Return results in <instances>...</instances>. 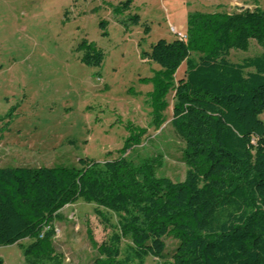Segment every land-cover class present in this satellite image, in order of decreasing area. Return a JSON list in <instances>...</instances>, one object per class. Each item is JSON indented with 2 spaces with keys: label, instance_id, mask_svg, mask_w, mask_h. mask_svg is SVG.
<instances>
[{
  "label": "trees",
  "instance_id": "trees-1",
  "mask_svg": "<svg viewBox=\"0 0 264 264\" xmlns=\"http://www.w3.org/2000/svg\"><path fill=\"white\" fill-rule=\"evenodd\" d=\"M185 33V40L158 39L144 53L161 67L149 97L155 129L173 92L170 124L183 141V179L157 173L161 155L129 156L143 128H129L112 159L0 166V246L17 244L25 264H64L52 242L54 222L63 206L82 200L96 205L110 230L100 243L87 230L98 253L89 264H144L147 256L162 264H264V8L192 12ZM251 39L262 54L230 61L229 52L246 51ZM77 49L84 64H101L93 43ZM165 237L175 241L168 257ZM122 240L130 249L123 258Z\"/></svg>",
  "mask_w": 264,
  "mask_h": 264
},
{
  "label": "rangeland",
  "instance_id": "rangeland-1",
  "mask_svg": "<svg viewBox=\"0 0 264 264\" xmlns=\"http://www.w3.org/2000/svg\"><path fill=\"white\" fill-rule=\"evenodd\" d=\"M126 1L0 0V166H77L79 158L112 159L129 128H143L129 156L138 161L161 155L157 173L183 179V141L170 124L173 92L166 95L165 122L155 129L149 97L161 67L144 53L158 39H175L171 27L185 31L189 13L264 8V0ZM83 40L102 50L100 65L81 62L83 50L77 47ZM262 52L251 39L246 51L232 49L228 58L240 62ZM184 68V63L178 67L176 80ZM95 207L78 200L60 209L52 242L64 264H89L98 255L88 229L98 243L110 234ZM100 210L116 222L114 213ZM164 241L168 257L175 241ZM120 250L121 258L129 255V242L122 240ZM0 258L4 264H25L17 244L0 246ZM144 264L162 263L147 256Z\"/></svg>",
  "mask_w": 264,
  "mask_h": 264
},
{
  "label": "built area",
  "instance_id": "built-area-1",
  "mask_svg": "<svg viewBox=\"0 0 264 264\" xmlns=\"http://www.w3.org/2000/svg\"><path fill=\"white\" fill-rule=\"evenodd\" d=\"M170 31L175 35L176 38L185 40L186 39V33L182 30H177L173 27L170 28Z\"/></svg>",
  "mask_w": 264,
  "mask_h": 264
}]
</instances>
